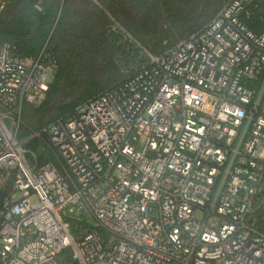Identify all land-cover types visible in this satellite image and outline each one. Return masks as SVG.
I'll return each instance as SVG.
<instances>
[{"label": "built area", "instance_id": "built-area-1", "mask_svg": "<svg viewBox=\"0 0 264 264\" xmlns=\"http://www.w3.org/2000/svg\"><path fill=\"white\" fill-rule=\"evenodd\" d=\"M146 58L20 139L55 61L0 45V264H264V0H229Z\"/></svg>", "mask_w": 264, "mask_h": 264}, {"label": "trees", "instance_id": "trees-1", "mask_svg": "<svg viewBox=\"0 0 264 264\" xmlns=\"http://www.w3.org/2000/svg\"><path fill=\"white\" fill-rule=\"evenodd\" d=\"M228 1L127 0L126 3L133 4L139 12L158 16L157 34L135 38L156 56L202 30ZM39 2L37 9L35 6ZM114 2L7 0L0 11V45L9 43L25 57H35L44 49L54 59V80L44 95L45 99L59 92L67 93L65 96L70 93L68 101L56 111L51 123L73 116L78 106L133 76L146 63L144 49L141 51L127 38L109 31L105 11H111L109 8ZM49 124L37 123L32 132H39ZM23 128L21 126L18 134L20 139H23L20 134L25 132ZM33 141L37 139L27 142L28 149ZM43 160L47 162L45 158ZM2 173L0 170V178ZM9 175L12 178V174ZM5 197L1 191L0 209Z\"/></svg>", "mask_w": 264, "mask_h": 264}, {"label": "rangeland", "instance_id": "rangeland-1", "mask_svg": "<svg viewBox=\"0 0 264 264\" xmlns=\"http://www.w3.org/2000/svg\"><path fill=\"white\" fill-rule=\"evenodd\" d=\"M126 1L127 0H115L114 4L110 5L109 9L111 11H105L108 15L109 21H107V26L108 28L110 27L109 31H111L113 34L114 32H117L123 37V39L127 38L132 43L136 44V47L139 48L141 51L142 49H144L143 52L150 54L148 49L146 47H142L140 42H138V40L135 38L140 35L148 36L149 38L151 35L157 34L159 32L158 16L151 12L149 15H147L146 12H139L138 9L135 10L134 5L132 3V5H130L127 4ZM191 1L194 2V0ZM135 2H138V0H135ZM39 5L40 2L37 3L35 7L39 8ZM109 40L110 42H113V38H110ZM66 94L59 92L51 95L47 99H45L44 96L36 105L25 104L23 106L22 113L24 117V121L22 120V126L24 127L23 129L25 130V132L23 134H20V137H29L30 133L33 131L32 129H34L37 123H44L46 125L51 123L50 120L53 116L56 115V111L68 101V96H70V93L65 96ZM46 100L47 104L44 105ZM25 110H27V112L24 114ZM29 150L36 154L39 160V164L45 163L43 162L44 158L46 159V161H54L53 154L42 140L31 142V144L29 145ZM2 171V177L0 178V192L3 191L7 196L10 195L12 192V180L9 173L4 170ZM69 256V250L65 251L61 257V261L64 262L66 259H68Z\"/></svg>", "mask_w": 264, "mask_h": 264}, {"label": "clouds", "instance_id": "clouds-1", "mask_svg": "<svg viewBox=\"0 0 264 264\" xmlns=\"http://www.w3.org/2000/svg\"><path fill=\"white\" fill-rule=\"evenodd\" d=\"M205 238H207V237H205Z\"/></svg>", "mask_w": 264, "mask_h": 264}]
</instances>
